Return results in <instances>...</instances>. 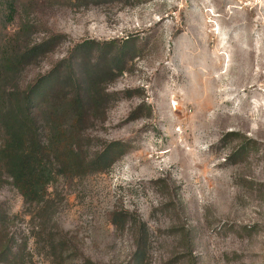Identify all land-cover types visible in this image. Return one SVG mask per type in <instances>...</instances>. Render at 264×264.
<instances>
[{
    "label": "rangeland",
    "instance_id": "1",
    "mask_svg": "<svg viewBox=\"0 0 264 264\" xmlns=\"http://www.w3.org/2000/svg\"><path fill=\"white\" fill-rule=\"evenodd\" d=\"M22 23L52 42L25 85L84 41L135 49L89 131L127 144L113 167L38 206L0 189L25 264H264V0H26L5 25Z\"/></svg>",
    "mask_w": 264,
    "mask_h": 264
},
{
    "label": "trees",
    "instance_id": "2",
    "mask_svg": "<svg viewBox=\"0 0 264 264\" xmlns=\"http://www.w3.org/2000/svg\"><path fill=\"white\" fill-rule=\"evenodd\" d=\"M18 1L26 0H0V189L10 183L26 205L38 206L47 203L58 180L107 172L127 151L120 140L95 149L89 131L106 121L117 96L104 84L123 71L135 49L128 41L111 42L109 49L84 41L55 69L25 85V70L52 42L31 43L28 23L7 31ZM61 37L55 35L53 43ZM94 52L99 56L93 58ZM9 231V214L0 202V264H25L27 241L17 242Z\"/></svg>",
    "mask_w": 264,
    "mask_h": 264
}]
</instances>
